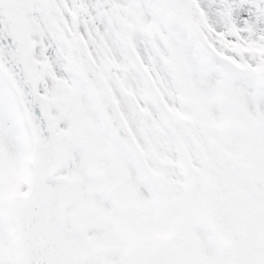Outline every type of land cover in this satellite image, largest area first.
Segmentation results:
<instances>
[{
    "label": "snow or ice",
    "instance_id": "snow-or-ice-1",
    "mask_svg": "<svg viewBox=\"0 0 264 264\" xmlns=\"http://www.w3.org/2000/svg\"><path fill=\"white\" fill-rule=\"evenodd\" d=\"M0 264H264V0H0Z\"/></svg>",
    "mask_w": 264,
    "mask_h": 264
}]
</instances>
